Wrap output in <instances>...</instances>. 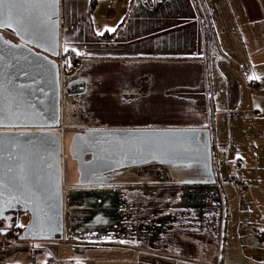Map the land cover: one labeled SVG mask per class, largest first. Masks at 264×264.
<instances>
[{"label": "crops", "instance_id": "obj_1", "mask_svg": "<svg viewBox=\"0 0 264 264\" xmlns=\"http://www.w3.org/2000/svg\"><path fill=\"white\" fill-rule=\"evenodd\" d=\"M93 1L95 3L92 7ZM169 1L171 0L166 1L165 7H169ZM80 2L76 0V10L71 12L76 14V21L74 19L71 23L74 36L68 38L64 34L61 37L62 53L72 52L79 57L84 56L89 59L115 58L110 55L123 53L125 54L122 57L125 58L122 59L123 63L132 65L136 69L149 67V63L138 61L206 62L209 111L215 132V135L214 133L212 135L214 136L213 151L217 157L215 167L221 175V180L218 181L223 198L221 228L219 232L217 226L210 228L205 226L201 230L194 227L175 228L157 242L144 238L141 228L146 220V213H150L144 208L146 202L144 187L149 185V182L162 185L164 182L162 173L177 186L204 180V177L197 172H191L198 168L186 164L151 162L152 166L146 169L145 162L142 163L141 159L135 160L134 156L130 166L117 170L114 168L104 175V180L93 174L84 179L87 183H105L106 187L112 188L107 195L97 194L91 198L97 204L109 203L110 208L107 211L109 218H104L103 225H99L98 221L102 216L93 208L90 210L94 213L90 215L80 211L76 215L78 201L81 199L76 195H69L64 201V221L67 220V224L65 222L63 238L58 235L54 239L41 238L10 243L5 230L0 225V264H264V0H227V12L232 19V30L228 31L224 26H220L219 34L210 32L201 10L200 21L196 17L191 19L184 15L180 28L176 27L175 23L165 26L163 30L176 27L172 31L177 32L180 29L189 32L183 34L184 42L179 47L183 49L182 51H187L188 56L180 58L148 56L147 51H155L157 48L162 51L170 50V47L161 48L160 45L156 46L153 43L161 38L169 39L172 35H176L174 32L172 34L164 31L156 36L142 37V31L147 27L143 20L144 13L150 6L154 9L153 2L151 5L146 4L145 0H136L130 9L135 11L137 18L128 20L127 14L116 32L106 30L99 35L93 33L92 37L87 34L89 28L86 32L88 24L83 23L81 14L84 10L85 13L88 12L93 16L101 0H87L84 5ZM160 5L161 1H157V6ZM65 19L62 18V22ZM202 19L205 22L204 27ZM90 22L94 30V21ZM192 27L197 28L194 34L190 30ZM238 31L241 37L238 36ZM243 31L246 35H252L249 40H244ZM210 33L213 43L211 52L208 45ZM245 41L254 43V46L251 45V53L247 50ZM256 42L260 44L256 46ZM107 44H109L108 48H111L108 54L102 49ZM175 46L173 45V49H176ZM135 50L142 56H139V53L134 54ZM144 51L147 56L143 55ZM245 55L253 72L261 75L253 82H248L241 76L247 68L243 60ZM220 60H225L227 66L221 67ZM151 65L168 71L176 68L193 70L194 74L188 80H175L174 77H169L168 86L172 89L180 87L184 91L196 90L201 83L203 73L201 63L152 62ZM229 69L241 79H231ZM135 79L131 82L132 87L136 84L145 86L150 81L149 78L141 75ZM155 80L157 81V78ZM189 96L187 92L181 96L168 95L172 100L194 101ZM142 121L138 118L135 124L138 125ZM135 144L134 138L133 150ZM64 166L65 171L68 172L70 169L74 181L81 178L75 158L64 162ZM179 168L176 173V169ZM224 173L228 178L224 177ZM221 182L224 187L220 185ZM73 184L76 185L75 182ZM118 187H131L132 190H117ZM118 202L133 203L132 212L124 207L123 216L115 215L119 210ZM110 211H114V215H110ZM130 213L133 214L132 223L140 229V232L128 238L122 234L125 227L131 223ZM14 215L17 216L15 213ZM79 218L90 219L89 223L97 227L88 232L81 231L77 229ZM198 239L203 240L206 246L205 255L210 257L207 261L191 258L189 255L190 252L195 251L193 243ZM76 255L79 256L77 260Z\"/></svg>", "mask_w": 264, "mask_h": 264}, {"label": "water", "instance_id": "obj_2", "mask_svg": "<svg viewBox=\"0 0 264 264\" xmlns=\"http://www.w3.org/2000/svg\"><path fill=\"white\" fill-rule=\"evenodd\" d=\"M196 2L207 23L200 0ZM0 16V221H7L9 213L17 214L18 221L22 212L29 213L32 221L22 230L20 240L54 239L58 235L63 238L64 201L69 195L81 199L78 203L86 215L93 208L102 218H109V203L97 204L91 198L107 195L112 188L105 183H87L84 179L93 174L104 180V175L114 168L130 166L135 156V160L141 159L145 164L157 161L198 168L197 173L204 180L179 185V191L190 192L195 203L183 210L205 209L202 217L213 220L215 224L210 226H217L220 231L223 198L218 181L221 175L215 167L217 157L209 130L205 61H138L202 64L200 86L179 93H189L197 103L207 122L204 128L123 130L124 141L106 144L105 140L97 147L85 149H80L74 138L72 148L65 151L61 134L56 131L61 125L62 89H67L66 79L62 84L58 61L62 55L61 0H4L0 4ZM8 31L16 41L6 37ZM67 153L76 159L81 174L82 182L73 187L65 183ZM220 185L224 187L222 182ZM123 189L132 190L131 187L117 190ZM213 196L218 206L213 204Z\"/></svg>", "mask_w": 264, "mask_h": 264}, {"label": "flooded vegetation", "instance_id": "obj_3", "mask_svg": "<svg viewBox=\"0 0 264 264\" xmlns=\"http://www.w3.org/2000/svg\"><path fill=\"white\" fill-rule=\"evenodd\" d=\"M65 1L76 0H62V2ZM72 10L74 12L76 9L70 7L67 14V11L64 13L61 8V35L66 28L65 25L73 23L75 19L76 14H71ZM62 18L66 19L62 22ZM5 35L16 41L13 33L8 31ZM65 54L62 53L58 59L62 84L63 79H66L67 89H62L61 125L56 129L61 134L62 146L67 149L65 151L72 148L74 138L79 148L85 149L104 143L105 140L106 144L115 140L124 141L126 135L123 134V130L204 128L207 123L195 101L172 100L168 97V95L181 96L179 91L182 90L180 87L170 88L168 78L188 80L194 74L191 69L176 68L168 71L151 63L147 68L136 69L132 65L123 63L122 59H89L84 56L77 57L79 63L76 66L65 60ZM140 75L149 78V84L145 86L136 84L132 87L131 82ZM138 118L143 121L137 125L135 120ZM210 118H212L211 114ZM212 124L210 120L209 130L213 142ZM100 131L104 133L100 135ZM112 131L118 132L111 133ZM74 147L76 149V146ZM67 156L69 161L71 156L68 153ZM149 164H146V167ZM73 182L77 184L82 181L76 179ZM160 192H167L168 195H165L163 199H157ZM144 195L146 197L144 208H153V211L147 215L142 224L141 233L144 238L153 242L159 241L162 236L164 237L167 232L175 228L194 227L201 230L205 226L210 228L211 224H215L213 220L209 221L202 217L205 209L198 208L197 211L184 212V207L195 205V203L190 192H180L179 186H173L171 183L155 185L149 182V185L144 187ZM213 198L215 200L213 204L218 206L217 198L215 196ZM78 208L80 209L79 203ZM212 211L215 212V209ZM103 220L104 218L98 220L99 225L104 224ZM89 224L93 225V223ZM139 232L140 229L131 220L122 235L130 238L138 235Z\"/></svg>", "mask_w": 264, "mask_h": 264}, {"label": "rangeland", "instance_id": "obj_4", "mask_svg": "<svg viewBox=\"0 0 264 264\" xmlns=\"http://www.w3.org/2000/svg\"><path fill=\"white\" fill-rule=\"evenodd\" d=\"M80 3H85V1L87 0H80ZM84 1V2H83ZM151 2H153L154 5V9L153 7H149L148 11L144 13V23L147 26L146 28H144V30L142 31V37H149V36H156V34L158 33H163L164 31L169 32V33H176V35H172L169 39L168 38H161L160 40H158L157 42H152L153 45H160L161 48H168L170 47V50L167 51H162L160 48H157L155 51H147L148 56L150 57H167V56H171V58H180V57H186L188 56L187 51H182L183 49H179L180 45L183 44L182 42H184V37L183 34L186 35V33H189L188 31H182L180 29H178L177 32L172 31L174 30L176 27L180 28L182 25V18L184 17V15L187 16V18H197L201 19L200 17V9L198 7V3L196 2V0H171L169 7H165L166 1L167 0H150ZM157 1H161V5L157 6ZM136 2V0H101V4H99L96 13L92 16V14H89L88 12L85 13L83 10V13L81 14V19L83 21V23H85V25L88 24V26L86 27L89 32H87V34L91 37L93 36V33H96L97 35L102 34L103 32H105L106 30H109L110 32H116L118 30V27L120 26V24H122L123 18L126 19L127 17L130 19L133 18H137L135 17V11H131V7L132 4ZM149 2L148 0H145L146 4H151L152 3ZM200 3L202 5V8L204 10V14L207 20V26L208 29L210 30V32L213 34H219L221 33L220 31V26H224L226 28V30H232V19L231 16H229L228 12H227V7H228V2L227 0H200ZM74 4V5H73ZM73 5V8L76 9V1L75 2H62L61 0V8L63 10V12L65 13L67 11L68 14V10L69 7H71ZM84 5V4H83ZM128 6H130L128 8ZM72 8V7H71ZM157 8V9H156ZM129 11V12H128ZM200 11V12H199ZM66 17V16H65ZM92 19V20H91ZM76 21V19H75ZM90 21H94V25L95 28L94 30L91 27V22ZM175 23V25H177L176 27H171L170 29L167 30H163V28H165V26L169 25V24H173ZM202 25L204 27L205 22L202 19ZM67 31H63L64 33L61 35V37L65 34V36L69 37H73L74 36V32L72 29V25L67 24L65 25ZM192 34H194L197 30V28L192 27L191 29ZM199 31V28H198ZM227 32V31H225ZM241 35L240 32L238 31V36ZM252 35L248 34L246 35L245 31H243V38L244 40H249L250 37ZM241 37V36H239ZM96 38V37H94ZM97 39V38H96ZM96 44L98 43L97 41L95 42ZM216 44V43H214ZM247 50L249 51V53H251V45L254 46L253 42H244ZM256 46L258 44H260L259 42L255 43ZM108 45L103 46L102 49H105L104 51L106 52V54H108L110 52L111 48H108ZM173 45H176V49H173ZM255 46V47H256ZM134 54H138L139 56H142V54H140L139 51L135 50L133 51ZM146 51H144V56H147ZM125 54L120 53V54H114V55H110L115 57L114 59H125L122 58L124 57ZM177 56V57H175ZM136 58V57H135ZM136 60V59H134ZM244 62L245 65H247V68L245 69L244 73L241 75L242 77L245 78V80H247L248 82H253V80H255V78H260L261 75L258 73H254L252 68L249 67L248 65V60L246 59V55L244 57ZM230 62V61H229ZM227 62L225 60H220L219 65L222 67H226ZM230 72V78L234 79V78H238L241 79L240 76L236 75V73L232 72V70H228ZM252 84V83H250ZM215 135V132H214ZM214 137V136H213ZM150 166H152V164L148 165L146 168L148 169ZM179 169H176V173H178ZM174 170H171V173L173 174ZM190 172V171H189ZM191 172H198V170H192ZM170 173V172H169ZM170 173V175H171ZM65 183L69 186H74L73 184V179L71 178V172L70 169L65 171ZM178 175V174H177ZM224 177L226 178L227 175L226 173H224ZM228 178V177H227ZM171 183H173L171 181ZM165 195H168L167 192H160L158 195V199H163L165 197ZM119 205V210L118 212L115 213V215H121L123 216L122 211H124V207L126 208V210H128L129 212H132V208H133V203H126V202H122V203H118ZM76 215L77 213H85L83 209H79L78 207L76 208ZM146 212H151L153 211V208H145ZM114 211H110L109 214L110 215H114L113 214ZM94 213V212H92ZM149 213H146V216ZM67 215H65L66 218ZM133 214L130 213V219H132ZM89 220L87 218H79L77 221H79V225L77 229H80L81 231H90V230H94V228H96L97 226L95 225H91L89 224ZM31 216L27 213H22L21 216L19 217V221H18V226L20 227V231L23 229H26L30 224H31ZM3 221H0V225L1 227H3V225L1 224ZM66 224H67V220H65ZM0 227V228H1ZM105 227L102 226L101 230H103V228ZM17 228V227H16ZM15 228V231H16ZM126 228V227H125ZM15 231L13 232V234H11L10 236H8V241L10 243H18V241H20V237H18V235H20V233L22 234V232L18 231V234L16 235ZM170 232H167V235ZM21 236V235H20ZM195 245V251L190 252L189 255H191V258H196L198 260H204L207 261L210 257L205 255L206 252V246L203 242V240L199 239L197 241H195L193 243ZM187 254V252H186ZM79 258V256L76 255V260Z\"/></svg>", "mask_w": 264, "mask_h": 264}, {"label": "trees", "instance_id": "obj_5", "mask_svg": "<svg viewBox=\"0 0 264 264\" xmlns=\"http://www.w3.org/2000/svg\"><path fill=\"white\" fill-rule=\"evenodd\" d=\"M94 3H95V2L93 1V2H92V7H93V4H94ZM199 9H200V8H199ZM210 34H211V33H210ZM210 34H209L208 36H209V41H210L209 48H210V52H211V50H212V46H213V43H212V41H211V35H210ZM77 57H78V56L75 55V54L72 53V52H68V53H66V54L64 55L65 60L69 61L68 63H71V65L73 64V65H76V66H77L78 63H79ZM72 61H73L74 63H72ZM162 180L164 181L162 184H165V183H166V184H167V183H171V180L169 179V177H168L166 174H163V173H162ZM171 185H173V186H177L175 183H171ZM1 224L3 225L2 229L5 230L7 236H10L11 234H13V232L15 231V228H16V227H19V226H18V219H17V216L14 215V213H10V214L8 215V220H7V221H3ZM20 232H22V230H21ZM20 235H21V233H20ZM20 235H18V237H20Z\"/></svg>", "mask_w": 264, "mask_h": 264}, {"label": "built area", "instance_id": "obj_6", "mask_svg": "<svg viewBox=\"0 0 264 264\" xmlns=\"http://www.w3.org/2000/svg\"><path fill=\"white\" fill-rule=\"evenodd\" d=\"M18 231H20V227L16 228V231H15L16 235L18 234Z\"/></svg>", "mask_w": 264, "mask_h": 264}, {"label": "snow or ice", "instance_id": "obj_7", "mask_svg": "<svg viewBox=\"0 0 264 264\" xmlns=\"http://www.w3.org/2000/svg\"><path fill=\"white\" fill-rule=\"evenodd\" d=\"M4 0H0V4H3ZM0 20H2V16H0Z\"/></svg>", "mask_w": 264, "mask_h": 264}, {"label": "bare ground", "instance_id": "obj_8", "mask_svg": "<svg viewBox=\"0 0 264 264\" xmlns=\"http://www.w3.org/2000/svg\"><path fill=\"white\" fill-rule=\"evenodd\" d=\"M211 35V34H210Z\"/></svg>", "mask_w": 264, "mask_h": 264}]
</instances>
